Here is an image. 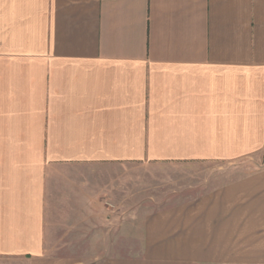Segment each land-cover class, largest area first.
<instances>
[{
	"label": "crops",
	"instance_id": "obj_1",
	"mask_svg": "<svg viewBox=\"0 0 264 264\" xmlns=\"http://www.w3.org/2000/svg\"><path fill=\"white\" fill-rule=\"evenodd\" d=\"M0 258L264 264V0H0Z\"/></svg>",
	"mask_w": 264,
	"mask_h": 264
},
{
	"label": "rangeland",
	"instance_id": "obj_2",
	"mask_svg": "<svg viewBox=\"0 0 264 264\" xmlns=\"http://www.w3.org/2000/svg\"><path fill=\"white\" fill-rule=\"evenodd\" d=\"M171 166V167H170ZM234 173L230 174L227 178L233 176H240L245 173H248L257 167L260 166L259 157H252L243 159L235 162L231 165ZM222 166H219L215 163L209 164H176V165H168V164H155L150 166L149 168L143 167L141 170L143 179L146 180L143 184V191L141 195L145 197V195H159L160 198H164L166 193L172 191H178L177 194H181L183 187L187 185H198L204 186V184L210 185L209 176L215 175L217 171L221 170ZM143 174H149L150 177L143 176ZM156 175V176H155ZM173 178L174 180L172 181ZM177 179V180H176ZM214 183V181H213ZM215 185V184H214ZM162 204L160 206H164ZM97 242H89L87 247L95 248ZM0 264H29L26 261L21 260H12L0 258Z\"/></svg>",
	"mask_w": 264,
	"mask_h": 264
}]
</instances>
